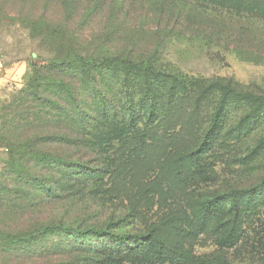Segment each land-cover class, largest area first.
<instances>
[{
    "label": "rangeland",
    "instance_id": "374dc122",
    "mask_svg": "<svg viewBox=\"0 0 264 264\" xmlns=\"http://www.w3.org/2000/svg\"><path fill=\"white\" fill-rule=\"evenodd\" d=\"M204 4L0 0L2 104L14 108L31 77L40 94L23 103L18 142L6 125L12 110L0 120V235L113 224L119 233L154 231L193 256L264 264V22ZM109 58L150 69L144 76L92 64L91 76L81 74ZM10 144L33 153L18 157L20 169ZM40 155L69 163L51 166ZM82 163L104 169V178H76ZM36 179L56 196L39 192ZM217 195L226 198L201 220L200 203ZM227 235L238 239L234 248ZM35 237L37 253L18 261L1 254L0 238V264H43L36 258L58 237ZM59 256L50 263L71 258Z\"/></svg>",
    "mask_w": 264,
    "mask_h": 264
},
{
    "label": "trees",
    "instance_id": "16d2710c",
    "mask_svg": "<svg viewBox=\"0 0 264 264\" xmlns=\"http://www.w3.org/2000/svg\"><path fill=\"white\" fill-rule=\"evenodd\" d=\"M204 5L212 6L223 11L234 13L237 15H244L253 17L264 22V0H200ZM67 62V61H64ZM56 64V63H55ZM96 70L101 72L107 69H112L114 66L123 65L128 68L134 69L137 73L141 72L142 75H146L149 72L150 66L146 63L134 61L129 58H109L101 60L99 62L95 60L89 61V65L83 66L80 71L84 77L91 76L92 65ZM122 71V70H121ZM117 68V74L123 78L122 82L125 81L124 72H121ZM120 72V73H119ZM30 89L22 90L19 97L14 98V108L7 106H1L0 120H5V117H9L10 110L14 116L8 120L6 125L12 127V133L16 136V142L19 141L18 133L26 131V122L22 115L23 103H31L30 99L32 96L35 99H39L40 94L35 89L33 83L37 82L34 77L30 78ZM33 91V92H32ZM25 99V101H24ZM32 100V99H31ZM70 100H73L71 98ZM75 107L78 104L75 102ZM126 116L129 118L128 123L133 121L134 111L131 107H127ZM106 114H109L108 110H105ZM7 122V121H6ZM213 130V126L205 134L202 140L203 144L209 141V135ZM0 140H2L0 138ZM6 141V140H2ZM11 154V165H15L18 169L22 167L21 161L18 157H25L27 155H33L28 153L26 146H20L15 153L12 149L16 146L8 145ZM42 161L47 162L51 166L59 164L63 169L69 162L63 159H57L54 157H48L41 155L38 156ZM76 174V178L85 180H101L105 176L104 169L93 167L88 163H82L79 165ZM35 186L39 192L44 193L47 196H56L57 189L52 188L48 185H44L41 181L36 179ZM226 196L217 195L208 198L200 203L199 215L201 220H207L213 216L215 210L223 202ZM231 210L234 212V223L236 217L239 215L238 208L235 201L231 202ZM39 236H57L58 242L52 247H48L39 258L40 262L44 261L43 264H54L50 263L49 258H54V254L60 255L59 257H71L70 261L62 264H234L229 261L219 260L217 258H206L193 256L188 253L181 251L180 249L170 245L168 242L163 240L154 231H148L144 233H119L115 230L113 224L107 225L104 229L94 228H75L65 227L63 225L47 226L38 231ZM37 232H26V233H4L0 235V238L4 240V248L1 250L2 255H11V258L18 261L20 259L28 257V255L36 254L37 251H33L32 243L37 238L35 235ZM94 239L96 241H102V243H86L82 242L86 239ZM235 235H227L224 239V243L228 248H234L239 242L238 239L234 240ZM23 246V247H22ZM36 252V253H34ZM67 255V256H63ZM71 255V256H70ZM72 255H76L72 259Z\"/></svg>",
    "mask_w": 264,
    "mask_h": 264
},
{
    "label": "crops",
    "instance_id": "0c3cea01",
    "mask_svg": "<svg viewBox=\"0 0 264 264\" xmlns=\"http://www.w3.org/2000/svg\"><path fill=\"white\" fill-rule=\"evenodd\" d=\"M6 75L4 74V69H3V65H2V62L0 60V89L5 86L6 84ZM1 106H2V101H1V96H0V109H1Z\"/></svg>",
    "mask_w": 264,
    "mask_h": 264
}]
</instances>
